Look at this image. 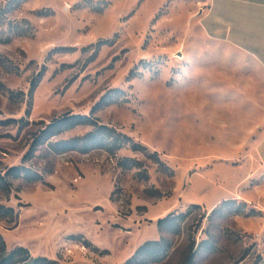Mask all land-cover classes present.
I'll return each instance as SVG.
<instances>
[{"label":"rangeland","instance_id":"obj_1","mask_svg":"<svg viewBox=\"0 0 264 264\" xmlns=\"http://www.w3.org/2000/svg\"><path fill=\"white\" fill-rule=\"evenodd\" d=\"M10 1L0 0V37L10 39L0 43V174L25 166L43 181L0 191V204L19 213L16 226L0 222L7 254L24 247L57 264H126L162 242L150 251L159 261L141 264H186L194 242L191 264H264V70L205 39L199 0ZM103 98L101 123L157 152L173 175L131 146L114 156L49 145L90 127L30 153L48 124L89 116ZM126 158L142 167L121 168ZM193 205L201 208L180 234L159 229Z\"/></svg>","mask_w":264,"mask_h":264},{"label":"trees","instance_id":"obj_2","mask_svg":"<svg viewBox=\"0 0 264 264\" xmlns=\"http://www.w3.org/2000/svg\"><path fill=\"white\" fill-rule=\"evenodd\" d=\"M16 0H11L9 3L13 4ZM25 1V0H24ZM2 13L6 14L4 9H1ZM3 17L0 13V26L3 25ZM10 39L3 40L0 37V43H8ZM108 42H100L101 45H105ZM39 80H35L32 84L31 92H33L38 86ZM111 102H108L106 98H103L99 104H97L92 110L91 115H66L61 117L52 123L48 124L41 132V135L35 140L30 153H32L37 147L50 142L54 137L62 135L66 132L72 131L78 127H90L92 131L83 137H77L70 139L68 141L51 143L50 147L53 148L58 154L65 153L68 151H80L82 153H88L94 150H105L111 155H116L119 151L131 146V149L136 153L144 154L148 159H151L156 163L162 172L173 175L169 168L160 159L157 152L150 153L148 149L141 144L135 142L130 136L118 131L116 128L105 125L101 123L99 118L95 116V112L107 107ZM28 158V156H27ZM119 165L121 168L130 169L132 167L141 168L142 163L136 159L126 158L122 160ZM144 179L148 178L147 174L144 172L141 174ZM25 179L31 183H37L43 181V176L40 174H33L30 169L25 166L22 167H12L6 173L0 174V191L5 195H10L12 193L13 185L12 181L17 179ZM231 203V201H226L222 204L225 206ZM198 205L191 206L188 213H183L180 215L170 214L164 219L158 221V227L161 231L169 232L173 234L181 233V224L186 221L188 215L193 209H200ZM217 211L215 209L213 213ZM3 220H8L14 226L18 224L19 213L12 207H7L0 204V222ZM82 238V235L79 236ZM79 237L73 236L71 239L80 241ZM85 245H91L90 242H86ZM0 245L2 247V255L0 256V264H57V261L50 260L48 258H33L30 252L24 247H18L10 254H7L6 241L0 234ZM162 246V242H147L141 246L135 255L126 262V264H141L143 262H158L159 258L151 253V250L159 249ZM196 245L194 242L189 246L185 262L186 264H191L194 261L196 255ZM148 256L153 259L149 260Z\"/></svg>","mask_w":264,"mask_h":264},{"label":"crops","instance_id":"obj_3","mask_svg":"<svg viewBox=\"0 0 264 264\" xmlns=\"http://www.w3.org/2000/svg\"><path fill=\"white\" fill-rule=\"evenodd\" d=\"M195 21L205 39L247 54L264 70V0H199ZM260 154V145H259Z\"/></svg>","mask_w":264,"mask_h":264}]
</instances>
